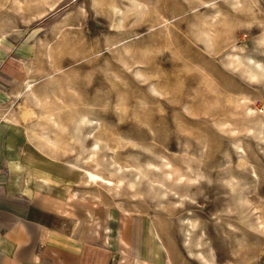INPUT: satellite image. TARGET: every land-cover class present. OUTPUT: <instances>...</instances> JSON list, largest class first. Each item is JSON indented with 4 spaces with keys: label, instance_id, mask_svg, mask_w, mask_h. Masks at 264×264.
<instances>
[{
    "label": "rangeland",
    "instance_id": "rangeland-1",
    "mask_svg": "<svg viewBox=\"0 0 264 264\" xmlns=\"http://www.w3.org/2000/svg\"><path fill=\"white\" fill-rule=\"evenodd\" d=\"M0 120L172 264H264V0H0Z\"/></svg>",
    "mask_w": 264,
    "mask_h": 264
},
{
    "label": "crops",
    "instance_id": "crops-1",
    "mask_svg": "<svg viewBox=\"0 0 264 264\" xmlns=\"http://www.w3.org/2000/svg\"><path fill=\"white\" fill-rule=\"evenodd\" d=\"M69 165L0 120V264H172L145 216L82 196Z\"/></svg>",
    "mask_w": 264,
    "mask_h": 264
},
{
    "label": "bare ground",
    "instance_id": "bare-ground-1",
    "mask_svg": "<svg viewBox=\"0 0 264 264\" xmlns=\"http://www.w3.org/2000/svg\"><path fill=\"white\" fill-rule=\"evenodd\" d=\"M24 88L29 93H32L34 90L33 84L31 82H28ZM97 149H98V147H97ZM95 153H97V152L93 151V156ZM91 158H93L92 155H91ZM83 170H84L87 182H91V183L93 182V183H97V184L103 183L107 186L114 187L117 189H121L122 187H124V180L123 179L113 180L111 178H106L102 174H100L96 171L90 170V168L83 169ZM169 176H170V173H166V179L169 178ZM131 186H132V184H131Z\"/></svg>",
    "mask_w": 264,
    "mask_h": 264
}]
</instances>
